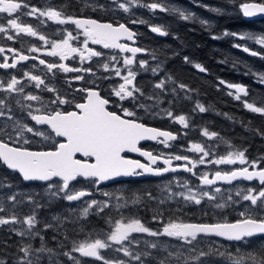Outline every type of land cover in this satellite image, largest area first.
Listing matches in <instances>:
<instances>
[{"label": "snow or ice", "instance_id": "snow-or-ice-1", "mask_svg": "<svg viewBox=\"0 0 264 264\" xmlns=\"http://www.w3.org/2000/svg\"><path fill=\"white\" fill-rule=\"evenodd\" d=\"M80 2L93 12L105 7L91 4L89 0ZM226 3L235 6L237 0H226ZM112 4L128 14L131 24L148 23L133 18V8H144L153 15L171 13L183 21L210 26L209 20L170 6L165 0H112ZM70 6L49 3L38 7L30 0H0V39L21 44L19 49L0 46V69L16 70L18 65L38 61L27 70L21 68L19 77L12 73L0 77V165L18 173L24 182H41L44 189L43 196L39 192H21L7 177H0V227L9 226L8 232L21 238L14 253L0 255V264H88V260L101 264H210L213 258L218 264H264V157L248 160L246 149L235 150L230 142L207 127L201 130V135L217 143L189 142L185 147L175 142L186 137V132L177 134L144 123L137 110L151 117L167 118L188 129L189 117L174 114L171 105L181 98L191 100L195 90L171 73L164 72L163 61L153 67L147 60H137L138 53L147 54L148 50L120 42L125 39L134 43L137 35L125 23H101L90 17L73 15L67 11ZM195 6L217 14L223 11L204 4L203 0H195ZM239 8L245 17L264 14V0H239ZM30 19L35 23L29 22ZM49 22L61 26L52 33L58 39L41 31ZM149 26L152 33L171 35L163 25ZM24 36L38 38L42 43L36 45L24 41ZM222 36L252 40L261 46L260 50H253L243 43H234L233 47L264 59V35L225 31ZM212 38L220 39L221 36ZM89 43L130 55L106 57L103 51L89 47ZM6 52L11 53V57ZM33 53L57 59L49 61ZM93 58H103L99 67L109 73L100 79L118 78V82L109 87L107 95L101 94L102 89L95 81L92 82L94 87L77 89L86 93L82 102L61 94L53 82L59 72L96 73L92 67H70L60 61L79 60L82 65ZM152 59L159 58L153 53ZM183 60L193 64L188 56ZM38 66L45 69L42 74L33 71ZM193 66L201 73L207 72L199 63ZM137 68L157 77L151 83V91L146 92L137 84ZM73 79L84 77L77 75ZM257 80L264 84V73L257 74ZM222 85L228 89L226 94L245 109L264 116V98L259 103L256 100L250 102L246 99L249 90L245 86L219 79L218 91ZM29 88L34 91H28ZM45 92L52 95L45 99L42 95ZM166 97L171 99L166 101ZM13 101L34 123L15 117ZM165 102L170 107L162 108ZM65 105L73 110H68ZM111 106L116 110H110ZM197 110L204 113L208 109L197 100L192 111ZM254 132L264 138V131L255 129ZM143 141H153L169 151L147 150ZM36 142H50L51 147L33 150L31 146ZM221 144L225 145L223 152L218 151ZM128 153H136L145 159L130 158ZM235 165L240 167H231ZM200 166L207 170L200 171ZM179 171L191 174L198 184L173 177L161 186L159 194L147 190L110 192L102 187L106 182H119L120 178L163 176ZM239 180H256L258 185L236 187L235 198L231 189L219 186L220 182L233 184ZM82 182L84 186H78ZM97 194L102 199H98ZM53 201L67 202L66 212L53 214L50 221L38 227L41 225L39 211L50 207ZM149 202L155 205L150 209L151 220L159 225L158 228L149 227L138 214L142 208H149ZM172 202L196 206L207 203L210 208L221 211L237 207L242 210L238 218L231 221L225 218L214 223L188 222L171 209L165 210L164 206ZM24 205L31 206L27 214L22 211ZM90 216L98 217L105 227L88 228ZM69 225L72 226L70 230L66 227ZM50 230L54 233L51 239L56 242L55 247H49L46 242L44 233ZM144 236L156 239L147 240ZM161 237L178 243L161 241ZM210 237L233 243L225 247L209 241L207 249L199 247ZM253 238H260L258 246H253ZM37 239L39 247L32 243ZM0 245H3L0 252H4L9 247L8 240L0 241ZM106 252L113 253L112 257L104 255ZM121 254L128 259H123Z\"/></svg>", "mask_w": 264, "mask_h": 264}, {"label": "trees", "instance_id": "trees-1", "mask_svg": "<svg viewBox=\"0 0 264 264\" xmlns=\"http://www.w3.org/2000/svg\"><path fill=\"white\" fill-rule=\"evenodd\" d=\"M92 4H104L107 0H91ZM170 6L180 7L186 11L195 14V17H204L210 21V26L202 27L198 22L183 21L179 19L175 14L171 13H159L153 15L147 9L134 8L133 11L135 18L144 19L148 21L147 24H137L136 29L140 34V46L147 49L148 53H142L139 56V60H147L150 66H155L159 61H163L164 72L171 73L176 79L188 84L195 91L191 93L192 99H179L173 105H171L174 114H186L189 117L190 127L183 129L178 123H173L167 118L151 117L146 115L140 110L143 118L146 122L156 126L158 128H166L173 133L186 132L187 136L181 138L178 145H186L189 142H206L209 144L217 143L216 140L209 141L207 137L201 135V130L207 127L209 131H215L219 133L220 137L224 141L230 142L235 150H245V155L248 160H255L260 157H264V138L255 134V129L264 131V116L254 114L245 109L239 101H236L233 97L228 96L226 93L228 89L225 86H220V90H217V84L219 79H223L226 82L236 83L245 86L249 90V97L246 99L256 100L258 103L261 98H264V84H260L257 80V74L264 73V59L259 57H253L242 50L233 47L234 43L247 44L253 50H260L261 46L253 43L252 40L240 41L230 36H222L225 31L235 32L245 35H264V19L262 20H248L246 19L242 11L239 8V0L234 6L226 3V0H203L204 4L212 7L222 8V14H217L208 11L206 8L195 6V0H165ZM100 15L101 11L98 9L93 12ZM109 15V13H108ZM105 17L107 21L116 24L118 19ZM163 25L170 33L169 36H160L149 31L150 26ZM221 36L220 39H213L212 36ZM155 54L159 59L153 60L152 54ZM184 56H188L190 60L195 63H199L207 69L206 73H201L194 68L193 64H186L183 60ZM226 61V62H222ZM137 84L143 88L146 92L151 91V83L157 77H154L150 71H143L137 68ZM164 72L161 75H164ZM234 91V90H233ZM171 99L166 97L165 100ZM199 100L208 109L204 113H199L198 110L193 112L195 101ZM162 108H168L170 105L165 102L161 105ZM227 114V115H225ZM231 117V119L229 118ZM181 142V143H180ZM225 145L221 144L218 151L223 152ZM3 165H0V168ZM264 166V161H262ZM11 181L16 190L29 193L32 185L24 183L19 177H12L8 179ZM194 182L193 180L188 179ZM37 188L40 187L36 184ZM35 186V190H36ZM110 192L124 191L129 192H143L144 190L151 191L153 185H140L139 182H132L129 186L124 184L110 185L107 188ZM39 190V189H38ZM155 194H159L158 184L155 189ZM31 207V206H30ZM30 207L24 205L22 211L26 214L29 212ZM155 207L153 202H149V208L143 209L138 213L142 220H144L149 227L158 228L159 225L151 220L152 211L151 208ZM203 208L191 204H183L172 202L164 206L165 210L171 209L176 213L179 218L188 222H209L213 223L216 220V216L213 212L208 211L207 206ZM181 208V211H177ZM199 209H204L207 215L202 218ZM67 210V205L63 203L52 202L50 207H45L44 212L39 211V219L42 221L40 227L45 221H50L53 214H64ZM167 211L166 217L167 218ZM9 226L0 228V241L8 240L9 247L4 249V252H0V255L14 253L15 245H17L21 238L15 234L8 232ZM71 229V225L66 226ZM105 227L103 221L96 216H90L88 222V228H102ZM7 230V232L5 231ZM47 245L49 247H55L56 242L52 241L51 237L54 233L50 230L44 233ZM9 236L11 238L9 239ZM82 238V237H78ZM144 239L151 240V237L144 236ZM161 241H167L170 244H177L175 240H169L166 237H162ZM210 238H205L203 243L199 247L207 249L209 246ZM216 243V241H213ZM260 241H252L253 246H258ZM35 247H39L40 241H32ZM218 246L223 245L225 247L230 246L232 243L221 242L216 243ZM3 247V245H0ZM143 247V245H141ZM78 255V254H77ZM104 255L109 258L113 253L106 252ZM122 257V254H121ZM123 259H128L122 257ZM66 261V258L61 257ZM87 259V258H85ZM88 264H101L99 261L88 260ZM136 264V262H132ZM210 264H218L213 258Z\"/></svg>", "mask_w": 264, "mask_h": 264}, {"label": "flooded vegetation", "instance_id": "flooded-vegetation-1", "mask_svg": "<svg viewBox=\"0 0 264 264\" xmlns=\"http://www.w3.org/2000/svg\"><path fill=\"white\" fill-rule=\"evenodd\" d=\"M30 2L32 4L38 6V7H44L45 4H49V3L50 4H56V5H59V4H70L71 6L67 9V11H69L73 15H80V16H84V17H90V18L98 20L99 22H110V21H107L106 18H105V17H107L109 11H107V10H105L103 8V9H99L101 11L100 15L94 14V13H92L90 11V8H85L83 6V4L80 2V0H30ZM89 3L92 4L91 0H89ZM101 5H104L106 7V3L101 4ZM135 15H137V14H135ZM108 16H110L111 18L118 19L119 23H125L130 28L135 30L137 32V34H138V46H140V34H139L138 30L136 29L137 28L136 25L138 23L137 24L129 23V16H125V15L122 16V15H119V14L115 15V14L109 13ZM133 18H135V16ZM0 19H2V16H0ZM29 22L35 23V21L31 20V19L29 20ZM59 27H61V26L55 24L54 22H49L46 27L41 29V31L49 34L52 39H58V36L52 35V33ZM65 27H67V26H65ZM149 31H150V28H149ZM0 35H2V34H0ZM22 39L24 41H31L32 43H34L36 45H40L42 43V42H40L38 40V38H31V37L24 36V37H22ZM81 39H83V37H81ZM127 44H129V43H127ZM0 46H4L5 48L14 47V48L19 49L21 47V44L19 42H15L14 43L13 41H9L6 38H2V39H0ZM89 47L94 48L96 50L103 51L106 54V57L110 56V55H116L118 58H121L124 55H130L129 53L128 54L119 53V51H116V50L103 49L101 45H95V44H91V43H89ZM5 54L8 55L9 57H11V53H7L6 52ZM32 55H40L41 58H44V59L49 60V61L57 59V58H53V57L43 56L40 53H33ZM138 58H139V56L136 57L137 60H139ZM9 62H11V61H9ZM60 62L65 63V64H67L70 67H81V66L84 67V68L92 67L93 71L96 73V75H92L90 73H76V72L63 73V72H59L57 74V77H56L55 81H53V82L55 83L56 87L60 90L61 94L67 95L70 99L74 98L75 100L82 102V97L84 95H86V93H81V92L77 91V89L85 88V87H94L95 85L92 83L93 81H95L96 84L99 85L100 89H102V93H101L102 95H107L109 87L111 85H114V84H116L118 82V78H115V79H112V80L100 79V77L109 75L108 72H105L101 67H99V65L102 62H104L103 58H100V59L93 58V60L91 62L85 61V62H83L82 65L79 62V60H75L74 61V60L69 59V60L60 61ZM33 63H37L38 64V61H35V62L34 61H28L26 64L18 65V68L16 70H13V69H7V70L0 69V77H6V75L8 73L15 74V75H17L19 77L20 75H22L20 69L23 68V69L27 70L28 68L31 67V65ZM121 63H122V59H121ZM116 66L119 67L120 65H116ZM33 71L35 73H37V74H42L43 71H45V69L43 68V66H38V68L33 70ZM77 75H83L84 79H82V80L73 79ZM27 90L28 91H34V89H31V88H29ZM42 95L45 97V99H47L52 94L45 92V93H42ZM25 103H27V102H25ZM125 106L126 107L129 106V103L127 101L125 102ZM12 107H13V114L15 115L16 118L21 119L24 122L34 123V122L30 121V119L26 115V112L22 111L20 109V107L14 103V101L12 102ZM64 107L68 108V110H73L68 105H65ZM110 110H116L115 106H111ZM137 111H138V115L140 117H142L143 115L139 113L140 110H137ZM143 122L146 123L150 127H156V126H153V125L147 123L145 118H143ZM38 127H41V126H38ZM44 127H46V126H44ZM156 128H158V127H156ZM160 129L171 131V130L166 129V128H160ZM37 141H39V138H37ZM179 141H180V139H178V141H176L175 143L178 145ZM188 144H186L185 147H187ZM142 145L147 150L163 149L162 145H158V144H156L153 141L142 142ZM31 147H32L33 150L47 149L48 147H51V144H50V142H48V143L36 142ZM163 150L165 152L169 151L168 149H163ZM186 154H188L190 156L194 155L192 153H186ZM128 156L130 158H133V159H140L141 161H144L143 159H141V158H139L137 156H130V155H128ZM222 167H229V166H222ZM231 167H240V165H235V166H231ZM202 169H204L203 166H200V171H203ZM0 177H7V179H11L12 177H19L20 178L18 173L12 172L11 170L6 169V167H4V166H2L0 168ZM173 177H178L181 180L190 179L191 178V180L194 181L193 184H198V181L195 179V177H192L191 174L182 171V172H178V173H169V174H167L165 176H162V177H159V178H157V177H155V178H132V179H129V180L114 182V183H110V184H104V185H102V187L104 188V190L108 191L107 188L110 187V185L114 186L115 184H124L126 186H129L130 183L136 181V182H139L140 185H148V186H150L152 184L153 185L152 192L155 193V189H156L157 184H158V189H159V192H160L161 186L166 184ZM27 184L32 185L31 189L35 188L36 184H39L40 187L37 188V186H36V190L35 191L39 192V193L41 192V196H43L44 189L41 186L40 182L27 183ZM257 185H258V181L255 180V181L250 182V183L244 182V181H238V182H236V183H234L232 185H219V186H221L223 189H231L232 193H233V196L235 198V189H236V187L245 188V187H248V186H257ZM78 186H84V182H82ZM97 197L100 198L99 194H97ZM53 202H56L58 204L59 203H63L65 206L67 205V202H64V201H53ZM205 206H207V208H208L207 210L208 211L213 212V214L216 216V220L213 221V223L218 221V220L225 219V218L230 220V221L234 220V219L238 218L239 211L242 210V208L237 207L235 210L233 208H227V209L221 211V210H216V209L210 208L207 203H204V204L201 205V207H203V208H206ZM199 210L200 211H198V212H200V214H201V216L203 218L206 212H205L204 209H199ZM41 212H44V208L41 209ZM5 231L7 232L6 229H5ZM210 239L212 241H216V243H219V241L228 242V241H225V240L220 239V238H212V237H210ZM252 241H260V238H253ZM228 243H233V242H228Z\"/></svg>", "mask_w": 264, "mask_h": 264}, {"label": "water", "instance_id": "water-1", "mask_svg": "<svg viewBox=\"0 0 264 264\" xmlns=\"http://www.w3.org/2000/svg\"><path fill=\"white\" fill-rule=\"evenodd\" d=\"M243 14V13H242ZM244 16V15H243ZM245 17V16H244ZM246 19H248V20H262V19H264V14H257V15H255V16H252V17H245ZM101 23H111V22H101ZM127 25V24H126ZM128 26V25H127ZM129 27V26H128ZM130 28V27H129ZM132 31H134L136 34H137V32L135 31V30H133L132 28H130ZM156 34V33H155ZM158 35V34H157ZM121 43H129V45L130 46H138V34L136 35V37H135V42L133 43V41H127V40H125V39H122L121 41H120ZM139 47V46H138ZM111 50H113V49H111ZM116 51H118V50H116ZM123 54H128V53H123ZM142 53H138L137 54V56H140ZM143 142H145V141H143ZM142 143V142H141ZM128 155H130V156H137V157H139V158H141V159H145V158H143V157H140L138 154H136V153H128ZM179 172H182V171H179ZM171 173V172H170ZM178 173V172H177ZM167 174H169V173H167ZM167 174H165V175H167ZM165 175H163V176H165ZM155 177H157V178H159V177H162V176H154V175H145V176H142V177H134V178H155ZM129 179H132V178H120V181H124V180H129ZM239 181H244V180H239ZM255 181V180H254ZM236 182H238V181H234L233 182V184L234 183H236ZM244 182H248V183H250L249 181H244ZM251 182H253V181H251ZM25 183H35V182H25ZM41 183V182H40ZM110 183H114V182H106L105 184H110ZM219 185H232V184H227V183H223V182H220V184ZM212 238H219V237H212ZM220 239H223V238H220Z\"/></svg>", "mask_w": 264, "mask_h": 264}, {"label": "rangeland", "instance_id": "rangeland-1", "mask_svg": "<svg viewBox=\"0 0 264 264\" xmlns=\"http://www.w3.org/2000/svg\"><path fill=\"white\" fill-rule=\"evenodd\" d=\"M104 9L105 10H107V11H109V13H112V14H115V15H122V16H128V14H125V13H123L121 10H118L113 4H112V0H107V2H106V7H104ZM134 9V8H133ZM183 9V8H182ZM134 12V11H133ZM194 16H196L195 14H194ZM200 18H203V19H205L204 17H200ZM209 168H211L212 166L210 165V166H208ZM203 168L204 169H202L203 171H206L207 169H205V167L203 166ZM175 190H177V191H179V190H182V189H175ZM32 192H36L35 191V188H32L31 189V191L29 192V193H32ZM41 193V192H40ZM224 195L226 196L227 195V192H225L224 193ZM98 198V197H97ZM45 199H46V197H45ZM98 199H102V197H100V198H98ZM29 207H30V205H28ZM27 214V213H26ZM43 221V220H42ZM42 221H41V223H42ZM38 227H40V225H38ZM153 239H156V238H153V237H151V240H153ZM162 239V237L160 238V240Z\"/></svg>", "mask_w": 264, "mask_h": 264}]
</instances>
